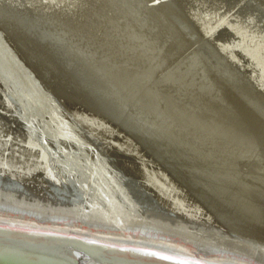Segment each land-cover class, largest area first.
<instances>
[{
	"label": "bare ground",
	"instance_id": "1",
	"mask_svg": "<svg viewBox=\"0 0 264 264\" xmlns=\"http://www.w3.org/2000/svg\"><path fill=\"white\" fill-rule=\"evenodd\" d=\"M17 1L28 5L26 0ZM127 1L129 7L132 4L149 1L152 6L148 7L151 11L146 19H150L152 23H158L163 16L167 18L171 11L167 8L166 0ZM243 1L239 0L237 4L224 9L222 0H193L194 6L190 7L197 12L185 11L184 8L181 10L183 18L186 16L191 19L192 16L191 20H187L188 24L185 27L191 25L196 30L198 38L205 37L211 42L215 40L221 44L220 48H230L227 54L231 57L242 60L239 51L235 49L240 45H226L228 41L230 43L234 41H231L232 38H237L234 33L222 34L218 29L222 30V25L228 24L233 32L234 30L238 34L243 32L244 37L250 40L257 33L261 34L262 36L257 35L264 40V34L260 33L263 29L259 25L264 22L263 0ZM40 3L41 7H37L39 3L31 7L42 14L46 12L44 15H57L66 19L65 21L72 19L71 27L77 31L80 23L74 22L77 19L70 16V11V14L67 13L71 7L66 9V16L63 8L51 11L50 7L47 8L49 5L43 6V0ZM208 5L213 9L204 14L211 11L213 22L210 23H208L210 15L202 13L204 17H201L197 14H201L199 9L201 6ZM89 8L86 6V9ZM241 10H245V13L240 14ZM188 12L192 15L189 16ZM76 14L78 13L74 15L77 16ZM84 14L88 15L86 12ZM231 16H237L239 19L234 20ZM228 17L233 21L228 20ZM80 20L81 18L78 21ZM138 28L141 31L146 29ZM147 30L150 32V29ZM110 35L108 36L111 37ZM127 39L131 41L128 36ZM197 42L196 40L185 46L177 55L170 58L175 61L189 52L190 57L197 58L196 52L201 47L200 44L195 46ZM250 42L246 49L252 50V58L257 59L260 57L259 51L264 47V42L252 40ZM104 45L107 46L105 43ZM86 47L93 49L95 46L88 44ZM96 47L98 48V45ZM97 48L91 52L98 53ZM169 49L171 51L170 47ZM114 54L116 57L117 54ZM52 56L58 57L55 53ZM71 56L73 59L76 57L73 54ZM99 56L97 63L103 58H110L114 63L118 61L107 55ZM76 58L82 66H93L94 61L90 59H83L79 55ZM260 58L262 59V56ZM135 60L139 62L138 59ZM245 60L243 63H248V60ZM134 62L129 58L125 62H118L119 65H112L125 68L124 66L130 64L136 66L138 71L139 67L133 65ZM140 63L145 68L144 63ZM101 66L106 72H113V68L111 70L105 65ZM150 67L149 64L148 68ZM116 70L123 72L120 69ZM156 72H161V68ZM60 85L65 92L59 91L58 96L67 102L64 103L71 118L65 115L66 109L64 110L50 92L40 85L0 31V100L4 99L6 105L5 108L0 106V110L7 111L10 116L15 115V118L11 116V119L7 116L0 117L2 119L0 122L5 123L8 135L12 133L11 129L14 130L12 124L16 125V122L17 133L14 130L12 134L24 133L12 141L23 150L17 153L15 151L17 157L12 156L15 162L0 158V248L12 252L15 250L14 252H18V256L22 258L33 259L39 256L42 259L39 262L30 261L32 264H72L74 259L80 260L82 264H264V223L260 220L258 211L260 208L264 209V202L255 198L248 189L240 186V183L234 182V177L236 179L238 177L235 175L237 171L244 170L250 175L260 174L261 170L254 167L255 160L245 161L251 158L248 156L243 159L237 158L239 164L234 165L235 167L227 174L221 161L230 162L234 155L213 146L207 147L208 143L200 144L196 141L197 138L187 136L188 133L180 132L178 128L173 129L160 124L158 127L154 121H150L151 125L159 129H151L157 132L166 136L175 135L174 137L180 133V138H177L179 143L182 142L181 145L171 143L172 145L168 146L163 140L153 139L152 136L144 135L142 131H139V134L131 133L119 122L99 114L95 108L90 107V104L88 106L84 100L77 97L78 94H68L75 91L71 85L67 87ZM148 86L152 90L146 91L147 96L149 92L156 90L152 84ZM105 101L98 98V109L102 112L107 110L115 112L114 105L109 103V100ZM150 109L153 112L156 110L152 106ZM84 129L92 137L90 138L92 142L104 148L103 151L109 158L92 150L93 146L87 139ZM183 145L191 149L196 148L199 154L202 152L205 155L204 158L212 165L209 169H203L201 175H211V181L223 189L226 188L227 192L214 191L211 187L199 184L198 182L204 180L202 178L200 181H194L197 178H193L186 165L191 161L200 163L195 158V161L191 159L193 157L186 153L188 150ZM156 150L164 155V161L156 157ZM204 150L211 155L206 154ZM188 153L192 154L191 151ZM237 153L244 157L242 154H245V151ZM118 168L133 176L130 177V185L124 181L122 174L117 171ZM24 181L31 186H25ZM249 184L252 186L255 181L251 180ZM259 189H264V184H261ZM139 197H145L148 201H142ZM25 254H32L33 257H26ZM0 264L13 262L0 260Z\"/></svg>",
	"mask_w": 264,
	"mask_h": 264
},
{
	"label": "water",
	"instance_id": "2",
	"mask_svg": "<svg viewBox=\"0 0 264 264\" xmlns=\"http://www.w3.org/2000/svg\"><path fill=\"white\" fill-rule=\"evenodd\" d=\"M237 1L239 0H232L233 4ZM144 3L146 8L152 6L147 1ZM214 6L219 7L222 5ZM199 9H201L200 11L202 13L203 11L207 13L209 9L213 8L208 5L201 6ZM241 11L240 14L245 13V10ZM44 13L42 14L40 11L32 8L29 3L25 5L17 0H0V31L5 41L30 69L40 85L50 92L55 101L64 110L67 108L64 103L66 101L62 100L58 94H60L59 91L65 92V90L60 84L66 87L71 85L75 91H71L68 94H78L77 97L84 100L88 106L91 105L90 107L95 108L99 114L113 119L114 122H119L122 127L131 133L136 134L142 131L144 135L152 136L153 139L163 140L168 146L172 145L171 143L181 145L180 143L182 142L180 141L179 143L178 139L180 138V133L176 134L177 138L174 137L175 135L166 136L163 133L151 129H159V124L161 126H170L173 129L178 128L180 132L188 133L187 136H194L200 144L208 143L207 147L213 146L215 149L224 150L228 154L234 155V158L230 162L221 161L227 174L232 167H235L234 165L239 164L237 158L243 159L245 156L251 157L245 159V161L250 159L255 160L254 167L261 170L260 174L250 175L242 169L243 172H236L237 174L235 175H238V177L237 179L234 177V182L240 183V186L248 189V192L255 198H258V200L261 199L264 202V189H259L261 184H264V47L259 51L260 57L262 56V59L259 57L260 61L258 60L259 58H252V50H249V48L246 49L247 45L251 44V40H260L261 37L259 38L258 35L262 36L261 34L257 33L258 35L256 34L250 40L244 37L243 32H239V34L235 30L233 32L228 24L222 25V30L218 29V31H222V34L231 32L237 37L232 38L231 41H234L231 43L226 39L228 41L226 45H240L235 48L239 51V56L242 57V60H239L227 54L230 49L229 47L222 49L220 48L221 44L215 40L211 42L209 39H205V37L198 38L196 30L190 25L187 28L198 41V45L200 44L201 46L199 51L196 52L198 54L197 58L193 56L189 58V52V54H183L181 56L182 58H178L176 61L167 65L168 56L166 57L163 38H158L156 36L157 33L154 36H150L143 32V30L139 32L131 24L127 29L131 32L128 37H130V40L134 44L131 47L133 49L132 51L139 53L138 57H136L139 61L137 63L143 62L145 65V68H143L141 63L140 65L137 64L139 67L137 71L136 66H130V64L124 66L125 68L114 67L112 64H119L118 62L114 63L110 58H103L102 61L97 63V59L100 57L99 53H96V51L91 52L93 50L87 48L81 39L76 40L78 36L74 34L75 29L69 26L65 19L53 14L44 15ZM188 15L191 16L192 14L189 13ZM112 16L114 19L116 15L112 14ZM185 18L189 19L186 16ZM231 18L234 20L239 19L237 16H231ZM186 19L185 22H187ZM228 20L233 21L229 17ZM248 22L250 23V21ZM13 24L20 27L22 31L29 32L35 36L33 39L35 44L32 46L36 47L37 50L32 46L29 47L30 43L25 44L22 41H16L12 38V30L10 28L13 27ZM259 25L263 29V32L260 31V33L264 34V22ZM243 27L246 26L243 25ZM39 46H47L50 48L53 46L57 50L55 53L51 49L52 53L48 55L41 51L38 48ZM54 53L58 57H53L52 55ZM72 54L76 57L79 55L83 59L94 61L93 66L87 67L84 64V66L80 64V66L71 67ZM60 55L63 57H60ZM243 57L246 58L243 59ZM245 59L248 60L246 64L243 63L246 61ZM192 61H194L193 64L191 63ZM149 64L151 65L150 69L148 68ZM101 65H105L111 70L113 68V72H106V69ZM160 68L161 72L157 73L156 71ZM116 69H120L121 71L125 69L127 77L119 80V75L122 72H118ZM224 70H228V72ZM230 72L233 74H230ZM213 74L218 77L215 78ZM218 79L225 80L228 84L237 85L235 88L236 92H233L234 95L231 94L227 98L228 95L225 88H220L219 90L223 96H218L219 93L215 86L217 88L219 86L214 84L218 82ZM150 84L156 90L149 92L147 96L146 91L149 89L148 85ZM98 98L101 101L109 100V103L114 105L115 112L108 110L105 112L100 111L98 109ZM188 99H190V102ZM235 99L236 102L233 103ZM4 101V99L0 100V106L2 108L6 107ZM150 106L156 108V110L153 112ZM65 115L71 118L67 109L65 110ZM4 116L8 118L12 116L15 118V115L11 114L10 116V113L7 111L0 110V117ZM0 121L2 122V119ZM150 121H154L158 127H153ZM1 122L0 158L15 162L14 157H12H17L15 151L17 153V151L23 152V150L19 149L16 143L12 141H15V137L19 138V135H24V133L21 132L19 135L12 134L14 130L17 133L16 128L18 127V123L15 121L17 127L12 124L14 130L11 129L10 131L12 133L8 135V129L6 130L5 123L3 122V126ZM84 132L93 146L92 150L95 152L98 151L101 155L109 158V155L103 151L104 148H100L98 143L90 140L92 137L89 136L86 129H84ZM184 147L186 150L192 152V154L188 153V151L186 152L189 156L193 157L191 159L194 160L195 158L200 163L197 164L191 161L186 165L190 173L193 174V178H197L194 181H200L202 178L204 180L198 182L199 184L211 187L214 191L217 190L220 192L222 190L227 192L226 188L223 189L219 184H214L211 181V175H201L203 169H209L212 165L204 158L205 155L202 152L200 154L203 155H200L196 148ZM239 151H245V154H242L244 157L237 153ZM204 152L208 155L210 154L207 150H204ZM247 152L249 154H246ZM155 155L158 159L164 161V155L161 152H157L156 150ZM117 171L122 174L124 181L129 184L130 177L133 176L121 168H118ZM178 177L181 176L178 175ZM251 180L255 181V184L252 186L249 184ZM24 185L27 187L31 186L25 181ZM139 199L148 201L145 197H139ZM258 211H260L259 218L264 223V209L260 208ZM14 251L0 248V260L11 261L13 264H32L33 262L30 261H42L39 256L33 259L22 258L18 256V252ZM25 256L33 257L32 254H25ZM72 264L82 263H80V260L74 259Z\"/></svg>",
	"mask_w": 264,
	"mask_h": 264
},
{
	"label": "rangeland",
	"instance_id": "3",
	"mask_svg": "<svg viewBox=\"0 0 264 264\" xmlns=\"http://www.w3.org/2000/svg\"><path fill=\"white\" fill-rule=\"evenodd\" d=\"M23 1H25V0H23ZM42 2V0H26L25 2L28 4L29 3V5L31 6H37V4H38V6L37 7H41L42 6V3H40V2ZM61 1V3H62V6H61V3H59ZM63 1V2H62ZM76 1H78V2H76ZM111 1V2H110ZM114 1V2H113ZM167 1V3H168V6H167V8L169 9H171V11H170V13H169V15L167 16V18L166 17H164L163 16V19H161V20H159L158 21V23L156 22V23H152V21H150V19L148 20V19H146L147 18V16H148V14L150 13V9H148V8H146L145 6H144V2L142 1V2H140V4H132L130 7H129V3H128V1L127 0H84V2L83 1H79V0H75V2L74 1H68V0H55V1H46V0H43V6L44 7H47L48 5V7L47 8H49L50 7V10L51 11H56V9H59V10H61L62 8V10H64V12L66 11L67 12V10L70 8V10H68V12L67 13H69L70 14V12H71V14H70V16H73V17H75V19H77V20H75L74 22L75 23H80V25H79V27L77 28V31L74 33V34H76V35H78V38H77V40H79V35L81 36V40H83V43L85 44V45H88V44H91V45H94L95 47L93 48V49H95V48H97L96 46L98 45V48L96 49V50H98V53L101 55L102 54V56L103 57H106V55H107V57H113V58H116L118 61L117 62H125V61H127V60H129V58L132 60L133 59V61H135L134 62V64L133 65H137L138 63L136 62V60L135 59H137L136 57H138V54L139 53H137V52H134V51H130V50H133L132 48L131 49H129L130 47H132L134 44L132 43V41H128V39H127V36H129V35H127L128 33L130 34L131 32H130V30H128V32H127V28H129V26H130V24H132V26H135L136 27V30L137 31H139V32H142L141 31V29H139L138 27H140V28H142L143 29V27L144 28H146V27H148V29H150V27H151V30H150V32H148V30H143V32H145V33H147V34H149L150 36L151 35H153L154 36V34H156V36H158V38L160 37L161 38V36H162V38L164 39L163 40V42L164 41H166V43L164 42V49H165V51H166V57L168 56V63L167 64H169V63H171V62H174V59H172V58H170L171 56H175V55H177L178 54V52L180 51V50H182L185 46H187V45H189V44H191V43H193V42H196V39H194V37L192 36V34H191V31L187 28V27H185V25H186V22H185V19L183 18L184 16L182 15V12H181V10L183 9V10H185V11H187V10H192L193 12H197L196 10H194V9H192L191 7H190V5L193 7L194 6V2H192L193 0H166ZM171 1V2H170ZM177 1V2H176ZM222 1H224V6L223 7H225L224 9H228V7L229 6H233V5H235V4H237L238 2H236L235 4H233V2H232V0H222ZM228 1V2H227ZM250 1H252V0H244L243 2H250ZM45 2V3H44ZM47 2V3H46ZM48 2H50L51 3V5H50V3L48 4ZM55 2V3H54ZM68 2V3H67ZM70 2H71V4H70ZM79 2H80V4L82 5V3H83V5H84V7H83V5L82 6H80V4H79ZM116 2V4H114ZM149 2V1H148ZM187 2H189V3H187ZM190 2H192V3H190ZM230 2V3H229ZM74 3H77L76 5L74 4ZM90 4V7L91 8H89V4ZM92 3V4H91ZM101 3V4H100ZM263 5H264V0H263ZM58 6H57V5ZM69 4V5H68ZM119 4V5H118ZM188 4V5H187ZM193 4V5H192ZM47 5V6H46ZM63 5H67L66 7L65 6H63ZM73 5V6H72ZM78 5V6H77ZM175 5V6H174ZM54 6V7H53ZM57 6V7H56ZM69 6V7H68ZM86 6H87V8H89L91 11H89V9H86ZM114 6H115V9H114ZM120 6V7H119ZM183 6V7H182ZM56 7V8H55ZM60 7V8H59ZM65 7V8H64ZM74 7V8H73ZM78 9V10H76V8ZM83 7V8H82ZM101 7H102V10H101ZM55 9V10H53V9ZM81 8V9H80ZM112 8V9H111ZM166 8V9H167ZM174 8H175V10H174ZM67 9V10H66ZM82 9H85V10H87V11H83ZM105 9V10H104ZM114 9V10H113ZM58 10V12H60L61 13V11H59ZM74 10H76V12L74 11ZM81 10V11H80ZM178 10V11H177ZM70 11V12H69ZM103 11H104V13H103ZM119 13H118V12ZM148 11V12H147ZM159 12H161V13H164V11H160V10H158ZM65 12V13H66ZM72 12H74V14L75 13H78V14H76L77 16H75ZM83 12V13H82ZM87 13L88 15H86V14H84V13ZM112 12H114V13H112ZM122 12V14H120ZM176 12H178V13H176ZM62 13H63V11H62ZM64 13V14H65ZM67 13L65 14L66 16H67ZM117 13V14H116ZM175 13V14H174ZM202 13V12H201ZM203 13H206V12H204L203 11ZM211 13V12H210ZM210 13H208V14H204V15H206V16H208V15H210V17L208 18V23H210V22H213V18L211 17V14ZM69 14H68V16H69ZM73 14V15H72ZM99 14V15H98ZM112 14H115L116 16H114V19H113V16H112ZM198 14V16H201V17H204L203 16V14H199V13H197ZM81 15V16H80ZM83 15V16H82ZM121 15V16H120ZM175 15V16H174ZM176 15H177V18H176ZM99 16V17H98ZM124 16V17H123ZM146 16V17H145ZM170 16V17H169ZM172 16V17H171ZM174 16V17H173ZM188 16V15H187ZM262 16H264V10H263V13H262ZM81 18V22L80 21H78L79 19ZM84 18V20H83V18ZM86 17V18H85ZM119 17V18H118ZM122 17H123V19H122ZM179 17H181V18H179ZM169 18V19H168ZM174 18H176V22H175V19ZM211 18V19H210ZM190 19V18H189ZM191 19H192V17H191ZM205 19V18H204ZM66 20V19H65ZM72 20V19H71ZM71 20H67L68 21V23L67 24H69L70 26L72 25L70 22H71ZM82 20H83V22H82ZM87 20V21H86ZM105 20V21H104ZM116 20V21H115ZM121 20H123V21H121ZM166 20V21H165ZM186 20H188V19H186ZM113 21V22H112ZM125 21V22H124ZM207 21V20H206ZM102 22V23H101ZM121 22V23H120ZM130 22V23H129ZM91 23V24H90ZM185 23V24H184ZM101 24V25H100ZM104 24H106L107 25V27H106V25L104 26ZM83 25V26H82ZM129 25V26H128ZM88 26V27H87ZM115 26V27H114ZM125 26V27H124ZM99 27V28H98ZM102 29H101V28ZM106 29H105V28ZM114 27V28H113ZM89 28V29H88ZM96 28V29H95ZM109 28V29H108ZM121 28V29H120ZM126 28V29H125ZM11 30H12V38L13 39H15L16 41H22V42H24L25 44H29V43H31L30 45H29V47H31L32 45H34L35 43L33 42L34 40V38H35V36L33 35V34H30L29 32H24V31H22L21 29H20V27H18L17 25H15V24H13V27H11L10 28ZM100 29L102 30V31H100ZM119 29V30H118ZM91 30H92V32H91ZM103 30H104V32L106 31V33H104L103 32ZM121 31H122V33H121ZM159 31V32H158ZM87 33V34H86ZM95 33V34H94ZM99 33V34H98ZM102 33H104V34H102ZM109 33V34H108ZM124 33V34H123ZM159 33H161V34H159ZM92 34V35H91ZM110 34H112V35H110ZM97 37H96V36ZM99 35H101V36H99ZM107 35V36H106ZM108 35H110L111 37H109ZM160 35V36H159ZM256 34H254V36H255ZM15 36V37H14ZM86 36H87V38H86ZM91 36V37H90ZM99 36V37H98ZM104 38H106L107 39V41H106V39H104ZM116 36V37H115ZM252 36H253V34H252ZM94 37H95V39H94ZM108 37V38H107ZM113 37V38H112ZM126 37V38H125ZM19 38V39H18ZM23 38V39H22ZM29 38V39H28ZM83 38V39H82ZM89 38V39H88ZM91 38V39H90ZM98 38V39H97ZM100 38H102V39H100ZM119 38V39H118ZM122 38V39H121ZM130 38V37H129ZM175 38V39H174ZM115 39V40H114ZM127 39V40H126ZM191 39H194L193 41L191 40ZM94 42H93V41ZM113 40V41H112ZM122 40V41H121ZM101 41V42H100ZM102 41H104V42H102ZM115 41V42H114ZM120 41V42H119ZM126 41V42H125ZM264 42V40L262 39L261 40V38H260V40L258 39L257 40V42ZM92 42V43H91ZM108 42V43H107ZM112 42V43H111ZM122 42V43H121ZM124 42V43H123ZM129 42V43H128ZM34 43V44H33ZM101 43V44H100ZM103 43V44H102ZM104 43L105 44H107V46L108 45H110V46H106L105 47V45H104ZM121 43V44H120ZM177 43V44H176ZM169 44V45H168ZM196 45L195 46H197L198 45V42L197 43H195ZM104 45V46H103ZM171 45H172V47H171ZM180 45V46H179ZM121 46V47H120ZM130 46V47H129ZM34 49H36V47H34V46H32ZM110 47V48H109ZM169 47L171 48V51H170V49H169ZM39 49H41V51H43L45 54H48V55H50L52 52V50H53V52L55 51V53H56V47H53L52 46V48H50V47H47V46H39L38 47ZM101 48V49H100ZM105 50H104V49ZM107 48V49H106ZM112 48H113V50H112ZM172 48L173 49H175V50H172ZM193 48H196V47H193ZM38 49V50H39ZM52 49V50H51ZM92 49V50H93ZM116 49V50H115ZM123 49H125V50H123ZM37 50V49H36ZM104 50V51H103ZM112 50V51H111ZM118 50V51H117ZM99 51H102V53L101 52H99ZM106 51V52H105ZM107 51H109L108 53H107ZM127 51H128V53H127ZM131 53H130V52ZM111 52H113V53H111ZM120 52V53H119ZM122 52V53H121ZM123 52H124V54H123ZM133 52V53H132ZM106 53V54H105ZM114 53H116L117 55H116V57H114L115 56V54ZM175 53V54H174ZM136 54V55H135ZM174 54V55H173ZM189 54V53H188ZM232 55H233V53H231ZM110 55V56H109ZM114 55V56H113ZM117 56H119V57H121V58H119V57H117ZM125 56V57H124ZM125 60H124V59ZM135 58V59H134ZM179 58H182V57H179ZM189 58H191L190 56H189ZM120 59V60H119ZM171 60V61H170ZM177 60V59H176ZM175 60V61H176ZM78 61V59L75 57L74 59L72 58L71 59V67H76V66H79L80 64L77 62ZM132 64V63H131ZM82 66V65H81ZM72 68V69H73ZM123 70V72H122V74L121 75H119L120 77L118 78L119 80H123V79H125L126 77H127V73H126V71H125V69H122ZM214 75V74H213ZM215 76V78H217L218 76L217 75H214ZM213 80V79H212ZM215 85L217 84L219 87L217 88L216 86H215V88L217 89V91L220 89V88H225V91L227 92V98H229V95H231V94H233L234 95V93L233 92H236V90H235V88H236V86L235 85H233V84H229L228 85V82H226L225 80H222V79H218V82L217 83H214ZM221 84V85H220ZM173 92V91H172ZM220 91H218V93H219ZM218 95V94H217ZM219 95L220 96H223L222 95V93L220 92L219 93ZM218 95V96H219ZM225 97V96H224ZM232 97V96H231ZM189 100V102H190V99H188ZM236 102V99L235 100H233V103H235ZM246 106H247V104H246Z\"/></svg>",
	"mask_w": 264,
	"mask_h": 264
}]
</instances>
